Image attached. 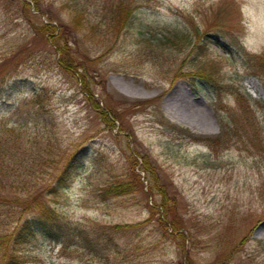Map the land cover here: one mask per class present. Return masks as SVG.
I'll return each mask as SVG.
<instances>
[{"label":"rangeland","instance_id":"1","mask_svg":"<svg viewBox=\"0 0 264 264\" xmlns=\"http://www.w3.org/2000/svg\"><path fill=\"white\" fill-rule=\"evenodd\" d=\"M0 153V235L36 198L96 241L37 233L20 264H264V0H0ZM134 159L142 185L104 198Z\"/></svg>","mask_w":264,"mask_h":264},{"label":"trees","instance_id":"2","mask_svg":"<svg viewBox=\"0 0 264 264\" xmlns=\"http://www.w3.org/2000/svg\"><path fill=\"white\" fill-rule=\"evenodd\" d=\"M129 12L130 8H126L125 5L118 6L114 11L113 16L115 26H117L118 23L121 24L120 22H123L124 19L127 18ZM44 28L48 32H53V29L50 30L48 28V25H44ZM219 46L221 45L219 44ZM80 68L81 67L77 69ZM218 70L219 68L215 66L214 63L211 64L209 67H206L205 65H200L191 72H187L185 76L191 81H212L217 79L215 74L218 73ZM78 75L81 76V82H84L85 84L86 78L84 77V72L82 74L80 72L78 73ZM87 92L90 93L88 89ZM93 106L100 114L102 121L107 125L114 126L115 121H120L119 113L112 111L109 107L106 108L100 106L97 100L93 101ZM79 159L80 157L78 153L75 152L73 155H71V158L63 166L60 175H58L57 177L58 182H56L59 187L64 183L66 179H68V177L71 176L73 170L77 167V164L80 161ZM3 162L4 155L3 153H0V164H2ZM137 163L138 162L136 161V159H134L130 167L132 180L119 181L116 183L104 185L100 189L101 195L105 198L130 193L134 190L135 180L138 181V184L142 185V181L139 179L140 175L135 173L134 171V167L137 165ZM140 167L148 175L147 179H149L150 181L149 190L151 191V189H155L158 192L160 191L161 194V190H163L164 187L159 184V182H157L158 177L155 173L153 165L146 158H143V162ZM161 195L163 201L162 203H160V206L163 209L164 219L159 218V220L163 226V231H165L164 233H171V231H174L173 233H176L180 228L175 222H173L172 220H168L165 217L166 209L168 207V201L170 200L167 199L164 191H162ZM26 204L28 205V208L34 209V214L31 217L23 216V212L21 213V215L16 216L15 210L17 209H12L10 214L9 211L6 213L8 216L12 215L10 217V223H12V226L10 232L5 233L4 235H0V249L3 251L2 254L0 253V264H20L21 251L19 250V246L29 240L31 237L35 236L37 233L42 234L43 236H46L47 238L55 240L58 243H62L64 245H66L68 241L73 240L70 238H76V240L80 241L83 246L92 247L94 244H96L95 240H90V236L84 227L79 226L77 224H71L70 227L69 223L62 217H60V214L55 212L42 201L34 198L26 201ZM149 209L151 210V212L155 210L153 206L149 207ZM127 226L128 225H115L113 227L119 228ZM168 229L170 230V232H168Z\"/></svg>","mask_w":264,"mask_h":264},{"label":"bare ground","instance_id":"3","mask_svg":"<svg viewBox=\"0 0 264 264\" xmlns=\"http://www.w3.org/2000/svg\"><path fill=\"white\" fill-rule=\"evenodd\" d=\"M173 112H177L174 108H171ZM255 233L261 237H264V222L259 224L257 228L255 229Z\"/></svg>","mask_w":264,"mask_h":264}]
</instances>
